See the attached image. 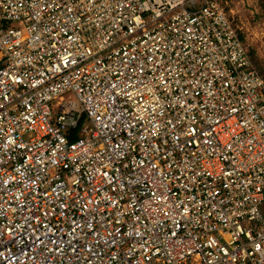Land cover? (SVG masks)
Returning <instances> with one entry per match:
<instances>
[{
    "label": "built area",
    "instance_id": "built-area-1",
    "mask_svg": "<svg viewBox=\"0 0 264 264\" xmlns=\"http://www.w3.org/2000/svg\"><path fill=\"white\" fill-rule=\"evenodd\" d=\"M0 264H264V80L218 0H0Z\"/></svg>",
    "mask_w": 264,
    "mask_h": 264
},
{
    "label": "rangeland",
    "instance_id": "rangeland-1",
    "mask_svg": "<svg viewBox=\"0 0 264 264\" xmlns=\"http://www.w3.org/2000/svg\"><path fill=\"white\" fill-rule=\"evenodd\" d=\"M248 50L253 66L264 80V0H218ZM146 19L147 16L144 15ZM71 95V93H69ZM68 97L75 99L74 97ZM85 123L82 122L80 129Z\"/></svg>",
    "mask_w": 264,
    "mask_h": 264
},
{
    "label": "trees",
    "instance_id": "trees-1",
    "mask_svg": "<svg viewBox=\"0 0 264 264\" xmlns=\"http://www.w3.org/2000/svg\"><path fill=\"white\" fill-rule=\"evenodd\" d=\"M239 38H240V36H239ZM240 40H241V38H240ZM262 77V76H261Z\"/></svg>",
    "mask_w": 264,
    "mask_h": 264
}]
</instances>
